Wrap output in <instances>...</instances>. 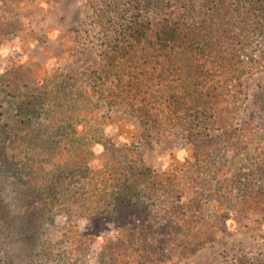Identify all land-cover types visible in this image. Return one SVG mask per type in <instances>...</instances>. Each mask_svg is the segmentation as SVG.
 <instances>
[{
  "label": "rangeland",
  "instance_id": "obj_1",
  "mask_svg": "<svg viewBox=\"0 0 264 264\" xmlns=\"http://www.w3.org/2000/svg\"><path fill=\"white\" fill-rule=\"evenodd\" d=\"M108 1L0 0V74L12 70L23 81L17 92L42 96L40 124L49 116L74 123L75 133L65 131L68 145L85 151L76 166L50 158L46 163L41 141L57 144L61 134L49 129L29 135L41 153L40 178L18 169L0 184V264H104L101 248L111 225L87 226L85 209L102 188L95 172L102 175L113 157L124 167L131 155L154 171L177 173L186 196L202 194L190 212L200 221L193 226L197 237L185 239L191 246L174 247L162 264H264V219L242 218L233 204L244 184L259 186L263 174L258 164H264V15L250 35L245 74L230 88L234 98L219 128L216 108L171 98L206 91L212 83L207 78L198 86L194 53L160 48L148 32L108 67L113 30L98 18ZM122 89L130 90L125 98ZM247 126L252 139L245 175L240 172L224 200L218 169L232 157L224 133ZM9 141L3 135L0 143L7 147ZM212 141L216 146L207 148L203 165L184 166L186 153ZM17 155L24 162L36 156L28 144ZM69 157L61 156V163ZM91 189L96 197L86 193ZM160 200L153 207L158 217L167 204Z\"/></svg>",
  "mask_w": 264,
  "mask_h": 264
},
{
  "label": "trees",
  "instance_id": "obj_2",
  "mask_svg": "<svg viewBox=\"0 0 264 264\" xmlns=\"http://www.w3.org/2000/svg\"><path fill=\"white\" fill-rule=\"evenodd\" d=\"M263 15L264 0H110L104 3L98 18L113 30L114 37L110 43L114 57L109 59L108 67L116 59L127 55L132 41L139 42L148 32L153 34L154 42L160 48L184 49L194 53L199 61L198 86L203 88L207 78L213 80H210L212 83L206 91L171 95V98L193 99V103H202L211 111L216 108L220 128L224 112L228 111L234 98L230 88L245 74V48ZM20 84H23L21 77H17L12 70L0 74V141L3 135H10L7 147L0 143V184L3 185L5 177L18 169L23 176L38 180L42 168L41 153L46 154L43 158L46 163L50 158L60 165L76 166L84 160L82 147L68 145L69 136L65 131L75 133L74 123L69 119L61 121L49 116L47 124H40L38 119L45 107L42 96L21 95L17 92ZM121 92L125 93V98L130 90L122 89ZM254 107L256 111V103ZM49 129L59 132L62 138L57 144L47 138L42 140L41 153H38L29 135L34 133L35 136V132L40 131L46 133ZM250 131L251 126H247L231 136L226 135L227 131L224 133V141L232 153L229 161L225 159L227 165L223 162L218 169L221 183L218 193L224 200L229 198L235 182L239 181L240 172L245 175L243 170L248 157L244 154L251 143ZM216 143L212 141L211 145L186 153L184 166L203 165L207 148L215 147ZM24 144H28L36 156L25 162L21 159L17 161V152L22 151ZM61 156L70 157L61 163ZM132 157H128L129 163L124 167L113 157L104 165L102 175L100 171L95 172L96 176L100 175L98 179L103 180L102 188L98 200L95 198L86 207L83 220L89 227L99 222L111 225L112 230L104 238L101 248L104 264H162L174 247L191 246L185 239L193 242L197 237L193 226L200 221L194 220V213L190 212L192 202L201 200L202 194L186 196L182 178L177 173L154 171ZM258 165L263 173L260 185L252 187L244 184L242 195L233 203L236 214L242 218L258 216L264 219V164ZM94 178L90 177L93 181ZM92 183L88 181L85 184L91 187ZM86 193L96 197L94 189ZM159 199L167 204L166 209H161L163 215L158 217L153 207ZM164 218L165 224H162Z\"/></svg>",
  "mask_w": 264,
  "mask_h": 264
},
{
  "label": "clouds",
  "instance_id": "obj_3",
  "mask_svg": "<svg viewBox=\"0 0 264 264\" xmlns=\"http://www.w3.org/2000/svg\"><path fill=\"white\" fill-rule=\"evenodd\" d=\"M181 155H183V153H181Z\"/></svg>",
  "mask_w": 264,
  "mask_h": 264
}]
</instances>
